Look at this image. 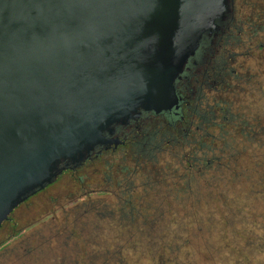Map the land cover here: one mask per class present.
<instances>
[{
    "label": "water",
    "instance_id": "95a60500",
    "mask_svg": "<svg viewBox=\"0 0 264 264\" xmlns=\"http://www.w3.org/2000/svg\"><path fill=\"white\" fill-rule=\"evenodd\" d=\"M229 0H0V225L174 80Z\"/></svg>",
    "mask_w": 264,
    "mask_h": 264
},
{
    "label": "flooded vegetation",
    "instance_id": "af4514ba",
    "mask_svg": "<svg viewBox=\"0 0 264 264\" xmlns=\"http://www.w3.org/2000/svg\"><path fill=\"white\" fill-rule=\"evenodd\" d=\"M228 8L229 11L224 19L218 22L217 29L201 36L194 54L187 59L182 72L174 80V91L177 97L176 108L157 113L141 111L136 119L129 120L127 124L114 126L110 137L117 139V143H111L107 147H94L84 161L75 166H67L55 178L56 180L65 172L81 170L87 164L98 161L106 155H120L123 158L126 156L130 159L129 165L120 164L115 171L110 173V175L119 173L124 180L118 183L114 182V187H118L120 190H106L114 195L113 207H116L118 211L109 219H112L116 224L140 223L139 225H144L146 220L149 222L152 218L148 216L144 218L145 212L141 211L140 207H144L145 202H149L151 208L152 202L157 200H159V204L164 201H166L165 204L174 203L176 199L170 191V184L177 181L184 171L180 168L169 171L171 179L165 181L168 185L161 184L158 181L160 179L155 180L151 171L152 186L145 187L142 185V181L145 182L147 179L149 182L150 175L146 174L143 178L145 171L138 169L145 165L149 166L153 160H157L160 167H163L165 163H171L170 167L174 169L176 167L175 158L184 157L189 150L194 152L195 158H199L198 155L202 154L201 152H204L205 155L214 154L221 162L220 165L213 164L215 171L208 173L217 177L216 183L210 186L209 180L204 181V178L195 177L196 180L191 186H196L195 191L200 200L201 196L199 195L209 194V191L225 192V189H228L233 192L247 193L248 196L244 202H247L249 210L244 211L245 216L242 210H232L229 215L233 216L234 221L239 222L235 226L238 230H250L251 232L250 234L245 231L241 235H229L227 238L230 242L235 243L234 248H236L230 253L224 250L218 252V240L215 237L216 258H213L212 249L209 253L204 250L203 243L205 241L212 242V239L207 240L209 236H206L202 239L200 250L193 252L194 259L191 264H264V180L257 183V177L261 176L262 172L260 171L262 170H257V172L254 168L251 170L250 166L251 162L255 160L253 156L256 152L255 149L250 148L259 142V144H264V132H262V130L264 131V0H229ZM237 126H243L242 132L247 134L246 137L238 136L236 129L239 128ZM221 138L225 139L232 147L237 145L236 149H240L242 146L237 143L242 139V142L247 141L243 144L248 145L252 150L248 156L242 153L237 167H231L238 174H231L235 178L234 188L224 186L223 178L226 174L228 175L229 170L225 169L223 165L224 152L217 149ZM164 142L168 149L162 154L159 153L160 151L156 153V146ZM198 142L210 145L211 151L207 147L202 148L201 152L196 151L195 145ZM251 155H253L252 158ZM199 159L202 160L201 157ZM239 171L249 176L250 180H246ZM157 172L160 173V171ZM110 175H105L107 179L105 181H111ZM55 180L16 206L7 219L1 223L0 229L8 223L11 228L9 234H11L12 213L30 198L41 193ZM78 181L80 180L78 179ZM155 182L156 185H154ZM250 190L251 193H249ZM145 191H148L149 194L143 196ZM138 196L142 198L137 201ZM189 198H192V195ZM195 199L192 198V203L194 202L195 206L201 205L202 210L201 214L193 211L192 215L202 219L204 227L206 224L203 223L209 219V207L214 204L211 201L202 204L201 201L195 202ZM50 202L53 201L50 200ZM73 206L72 203L64 205L61 202L50 210L45 209L38 216L31 218L21 229L30 228L33 230L35 238H42L39 232L43 234L48 230V224L54 221L53 213L60 218L63 213H66L68 215L66 220H69L68 223H72L79 233L77 221L71 217L73 215L70 209ZM160 212L162 214V211ZM196 213L200 216H197ZM250 219L253 221L248 223L247 221ZM225 237H221L223 241L226 240ZM5 238L6 236L3 240L0 239V243ZM87 239L89 238L87 237ZM61 241L60 236L56 235V250ZM6 246L0 247V264L5 261V258H8L11 264H32L30 259H27L29 256L25 258L23 254L19 253L18 246L7 250ZM60 250L62 249L60 248ZM48 252L47 249L40 251L43 264H47ZM101 261L100 264H124L122 257L112 252L110 248L105 251ZM157 264H159V260H157Z\"/></svg>",
    "mask_w": 264,
    "mask_h": 264
},
{
    "label": "rangeland",
    "instance_id": "374dc122",
    "mask_svg": "<svg viewBox=\"0 0 264 264\" xmlns=\"http://www.w3.org/2000/svg\"><path fill=\"white\" fill-rule=\"evenodd\" d=\"M166 149L168 147L164 142L157 145L155 151L156 153L160 151L159 153L162 154ZM129 162L130 159L126 156L123 158L120 155H106L98 161L87 164L81 170L61 174L54 183L12 213V226H14L12 229H20V233L14 240H10L5 249L18 246L19 253L25 258L29 256L30 258L27 259H30L32 264H43L40 251L44 249L49 251L47 264H100L101 258L109 248L122 257L124 264H157V260L161 264L160 255L164 244L173 245L177 244L179 239H187L189 249H182L181 252L170 255H176L172 264H176L177 261L183 264L191 263L194 259L193 252L200 250L206 233L205 226L202 227V231L200 230L203 220L192 215L193 211L200 213L202 207L195 206L188 195L170 204H165L166 201L159 204V200L152 202L150 212L147 214L145 212L144 216L146 218L147 215L152 220L149 222L146 220V225L116 224L109 219L118 211L116 207H113L114 195L106 190H120L114 187V182L124 180L119 173L114 175L110 173L120 164L128 166ZM105 175H110L111 181H105L107 180ZM61 202L64 205L71 203L74 205L70 209L73 215L71 217L77 221L79 233L77 228L66 220L68 219L66 213H63L61 218L53 213L54 221L48 224V230L43 234L39 232L42 238H35L30 228L21 229L31 218L38 216L45 209L50 210ZM200 214L196 213L197 216ZM161 226L164 228V234L160 230ZM10 229L9 224L6 223L0 229V239L3 240ZM72 229L75 230V234H72ZM56 235L62 240L57 250L55 249ZM209 237L213 242V258H216L217 250L214 246L216 236ZM2 264L11 263L8 258H5Z\"/></svg>",
    "mask_w": 264,
    "mask_h": 264
},
{
    "label": "trees",
    "instance_id": "16d2710c",
    "mask_svg": "<svg viewBox=\"0 0 264 264\" xmlns=\"http://www.w3.org/2000/svg\"><path fill=\"white\" fill-rule=\"evenodd\" d=\"M238 128L239 129H236V133L238 134V136L240 138L246 137L247 134L242 132L243 126H240ZM262 132H264V131L262 130ZM220 141L221 142L218 145L217 149H219L220 151L222 150L224 152L223 153V158H224L223 159V165H224L225 169L229 170L228 175L226 174L225 178H223L225 180L224 186L229 187V188L230 187L234 188L233 183L235 181V178H234V175L232 176L231 174L232 173L236 174V171H235V169H232L231 167H233V166L237 167V163L241 159L242 153L247 154V156L250 154L249 152L252 153V150H250V149L256 150L254 156L253 155L250 156L251 158L253 156V158L255 159L250 164L251 170H253V168L256 171L262 170V171H260V172H262L261 176L260 177L256 176L258 178L257 183H260L261 181L264 180V144L263 143L259 144L260 143L259 142L257 145L250 148L248 145L243 144V143H246L247 141L242 142V139H241L237 143H239L242 146L240 147V149H236L237 145L235 147H232L231 145H229L225 141V139L223 140V138H221ZM204 147L209 148V151H211V149H212V147L210 145H206V144L200 143V142H198L195 145L196 151H200V152H201V149ZM201 153L202 154H199L198 156H199V158L201 157L202 160L199 158H195L194 152H192L190 150L186 153V155L184 157L180 156L179 158L178 157L175 158L174 163H175L176 167L174 169H172V167H170L171 163H168V164L165 163L163 165V167H160L157 163V160L151 161L149 166L145 165L142 168L138 169V170L143 169L145 171L143 173V175H144L143 178L146 176V174L150 175L149 176V182L147 181V179H145V182H144V180L142 181V185H144L145 187L152 186V184H151V180H152L151 179V175H152L151 171L153 172V175L156 178L155 180L160 179L158 181H160L161 184L168 185V183H165V181L167 182L168 179H171L169 177V175H171L169 171H174L175 169H179V168L182 169L184 172L182 173L180 178L177 181L171 182L170 191L174 194V198L176 200H178L180 197H182L184 195H189V196L192 195V198H194V199L196 198L195 202L201 201V203L204 204V203H207V201L208 202L211 201L214 204V206L209 207V210H208L209 219L203 223V224H206V226H205V233L206 234L203 236V238L206 236L215 235L217 240H218V247H219L217 249V250H219L218 252H222L224 250L225 252L230 253L231 251L235 250L236 248H234L235 243L230 242L229 238H227V237L229 235H233V234L241 235L242 232H245V231H246V233L248 232L249 234L251 232L250 230H248V231L247 230H245V231L244 230H238L235 226L239 222L234 221L233 216L229 215V213H232V210H236V211L242 210L243 211L242 213H244V211L247 212L249 210V206L247 205V202H244V200H246L248 194L247 193H244V194L239 193L238 191L233 192L232 190L225 189V192L224 191H220V192H218V191L210 192L209 191V194L199 195V196H201V200L198 199L197 198L198 193L195 191L196 186L195 185L191 186V184L193 182H195V180H196L194 178L200 177V178H204V181L209 180L210 181L209 185L211 186L212 184L216 183L215 181L217 180V177H215V176L213 177V175H211V174L209 175L208 172L215 171L213 168V164H219L220 165V162H221L220 160L217 159V156H215L212 153L209 155H205L204 152H201ZM238 156H239V158H238ZM134 169H136V168H134ZM157 171H160V173ZM172 175L174 176L173 173H172ZM236 175H238V174H236ZM242 175L246 178V180H248V181L250 180L249 176H246L244 174H242ZM158 176H160V177H158ZM156 184L157 183L155 182L154 185H156ZM189 190H190V192H189ZM249 193H251V190L249 191ZM146 194H149V192L145 191L143 193V196L144 195L146 196ZM138 197L139 198L137 199V201L140 198H142L140 196H138ZM150 204L151 203H149V202H145V206L140 207V210L143 212H146V214H147V212L149 213L150 212ZM244 208H246V209H244ZM243 215L245 216V213ZM252 221L253 220L250 219L247 222L251 223ZM13 227L14 226H12V228ZM202 227L203 226L200 227L201 231H202ZM160 230L163 232L164 228H162V226H161ZM11 232L12 233L7 234L5 240L0 243V247L6 246L11 239L16 238V236H18L20 233V229H17V230L12 229ZM74 232H75V230L72 229V234H75ZM164 233L165 232H163V234ZM221 237H225L226 240L223 241ZM210 238L211 237H208L207 240H210ZM203 245H204V250L209 253L210 249H212L213 242L205 241ZM259 246L261 247V244ZM182 249H189L187 239H179L177 244H173V245L164 244L163 248H162V254L160 255V263L161 264H172L173 259L176 255L174 256V255H170V254H173L176 252H181ZM169 255L172 257L171 259L169 258L170 257ZM176 264H183V263H180L177 261ZM189 264H191V263H189Z\"/></svg>",
    "mask_w": 264,
    "mask_h": 264
}]
</instances>
